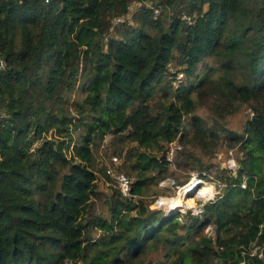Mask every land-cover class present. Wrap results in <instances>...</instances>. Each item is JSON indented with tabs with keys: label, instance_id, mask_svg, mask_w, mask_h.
I'll return each instance as SVG.
<instances>
[{
	"label": "trees",
	"instance_id": "16d2710c",
	"mask_svg": "<svg viewBox=\"0 0 264 264\" xmlns=\"http://www.w3.org/2000/svg\"><path fill=\"white\" fill-rule=\"evenodd\" d=\"M242 106V132L226 128ZM106 136L136 144L133 197L168 177L174 140L211 153L222 138L244 156L236 176L218 172L223 194L200 215L114 187L106 217L93 152ZM253 245H264V0H0V264H145L154 251L146 264H264Z\"/></svg>",
	"mask_w": 264,
	"mask_h": 264
},
{
	"label": "rangeland",
	"instance_id": "374dc122",
	"mask_svg": "<svg viewBox=\"0 0 264 264\" xmlns=\"http://www.w3.org/2000/svg\"><path fill=\"white\" fill-rule=\"evenodd\" d=\"M146 3V2H145ZM144 3L134 2L130 8V14H132L137 8ZM129 14V16H130ZM206 62L209 58L205 59ZM202 67V63L198 65V70ZM197 70V71H198ZM177 79L175 85L179 84V81H185V75L181 72L177 74ZM194 114L201 116L209 125L214 122V116L211 112L202 105H197ZM252 115L249 108L246 106L240 107V109L233 115L226 117L222 120V124L233 131L241 133L246 120ZM221 122V121H220ZM76 136L79 130L73 131ZM111 136H106L104 140L94 148V168L97 173L96 187L100 192L99 197L95 199V209L97 212L101 213L103 216H109L108 203L107 200L114 191L116 187L115 180L108 179L101 171L102 168H112L120 171L121 169L125 172L129 170L131 174H128L131 182L136 178V172H132L127 166H131L137 162L136 157L133 159H127L126 153L130 148L135 147V143H126L122 146L115 144L111 145ZM238 144L229 145L224 139H219L215 143H211V153L204 152L192 143L182 144L178 140H174L168 145V151L173 153V160L168 166V178L174 180L178 185H183L184 183H190L191 181H197V185L193 190L185 195L183 189H177L174 186L169 185L171 181L166 180L164 186H160L155 183L150 182L143 191V195L132 196V200L137 201L141 198L151 210H161L165 213H170L172 211L178 210L181 213H186L191 210V214L200 215L193 213L199 206L213 201L223 194V188L225 187V181L221 180L222 173L218 174L221 170H226L225 166L229 158L235 160H240L243 158L244 154L237 149ZM122 148V155L116 153L118 148ZM144 148L139 147L138 152H142ZM148 152L152 153L151 150ZM117 156L118 162L114 163L112 157ZM113 162V163H112ZM199 164H202L204 168L202 174L205 177L200 176ZM228 176L227 172H225ZM145 177L154 176L155 171H144ZM233 176H236L233 174ZM167 178V177H166ZM189 185V184H188ZM204 190V191H203ZM158 197H163L165 204L157 205L156 199ZM156 201V202H155ZM172 209H169V207ZM178 206L180 208H176ZM204 233L208 236L213 237L215 235L214 226L212 224L208 225L204 229ZM94 234H97L96 232ZM161 259L160 252H150L145 259V264L150 260ZM216 263V262H215ZM71 264H83L82 261L71 263Z\"/></svg>",
	"mask_w": 264,
	"mask_h": 264
},
{
	"label": "built area",
	"instance_id": "2783aa9c",
	"mask_svg": "<svg viewBox=\"0 0 264 264\" xmlns=\"http://www.w3.org/2000/svg\"><path fill=\"white\" fill-rule=\"evenodd\" d=\"M155 14L156 15L158 14V10H155ZM122 19L123 18H116L114 22L118 23ZM185 19H186V21L188 23L192 22V20H191V18L189 16H186ZM166 159H167L168 162L171 163V161L173 160V153L170 152V151H167ZM112 161L114 163H117L118 162V157L117 156H113L112 157ZM225 169L227 171H229L230 173H232L234 175H237L238 171H240V169H241V164H240V162L238 160H235L233 158H229L227 160V164L225 166ZM106 172H107V174H109L111 177L114 178L115 183H116V188L120 191V193H121V195L123 197L131 198L133 196L132 193H131V183L132 182H131L130 178L124 172L118 171L116 169L114 170V169H112L110 167L107 168ZM248 177H249L248 174H246L245 172L242 173V181H241V186L242 187H246V180H247ZM166 180L171 181V183L169 185L174 186V187H176L177 189H180V190L181 189L184 190V188L189 184L187 182V183H184L183 185H178L174 180H171L170 178L167 177V178L162 179L158 183V185H160L161 187L164 186V183L166 182ZM189 188L190 187H188L187 190H184L185 191V195L189 194L193 190V189L191 190ZM162 198L163 197H158L156 199L157 205L165 204V202H163L164 200ZM203 206H204L203 204L201 206H199L193 213L200 214L203 211ZM169 209H172V208L169 207ZM250 254L251 255H257L260 258L264 257V245H262V246L253 245V247L250 250Z\"/></svg>",
	"mask_w": 264,
	"mask_h": 264
},
{
	"label": "bare ground",
	"instance_id": "6f19581e",
	"mask_svg": "<svg viewBox=\"0 0 264 264\" xmlns=\"http://www.w3.org/2000/svg\"><path fill=\"white\" fill-rule=\"evenodd\" d=\"M197 181H195V180H193V181H191L190 183H189V185H187L185 188H184V190H187V188L188 187H190L189 189H193V188H195L196 187V185H197ZM188 189V190H189ZM204 191V190H203ZM185 192V191H184ZM174 207H176V208H180V207H178V206H174Z\"/></svg>",
	"mask_w": 264,
	"mask_h": 264
}]
</instances>
